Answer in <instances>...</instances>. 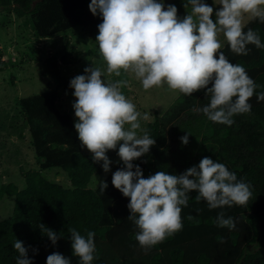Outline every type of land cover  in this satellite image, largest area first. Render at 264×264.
<instances>
[{"label":"trees","instance_id":"16d2710c","mask_svg":"<svg viewBox=\"0 0 264 264\" xmlns=\"http://www.w3.org/2000/svg\"><path fill=\"white\" fill-rule=\"evenodd\" d=\"M0 9L20 18L36 42L87 23L84 0H0ZM249 28L264 43V23L250 19L244 30ZM248 49L247 55H237L226 43L220 51L231 63L245 68L260 86L255 90L258 94L264 92V48L248 45ZM73 61L69 54L62 59L64 64ZM44 75L52 78L56 87L20 99L17 111L8 118L10 134L20 138L29 134L40 170L23 174L22 189L12 183L0 185V200L5 196L14 200L12 215L0 220V264H16V239L29 249L33 264H46L47 256L54 252L79 264L72 252L69 228L85 237L89 231L95 233L92 264H264V101L258 102L256 94L249 100L251 111L235 115L231 126L192 111L209 103L201 90L192 96L180 93L143 127L156 141L146 155L133 161L144 178L157 171L182 174L207 154L235 173L238 181L250 185L252 193L245 205L210 209L206 201L195 200L197 192H191L188 205L181 206L182 229L145 253L135 239L139 229L127 218L129 198L111 183L112 174L124 167L122 162L100 181L108 184L104 192L100 182L89 187L101 166L83 152L74 128L76 117L62 111L58 103L59 90L68 85L56 59L46 60ZM186 134L189 143L184 145L180 138ZM191 152H195L193 157L188 156ZM51 169L62 172L69 187L41 173ZM221 212L225 218H233L234 229L217 226ZM41 224L60 236L55 245ZM32 249L38 252L34 254Z\"/></svg>","mask_w":264,"mask_h":264},{"label":"clouds","instance_id":"9594fccd","mask_svg":"<svg viewBox=\"0 0 264 264\" xmlns=\"http://www.w3.org/2000/svg\"><path fill=\"white\" fill-rule=\"evenodd\" d=\"M218 5L214 11L204 0H187L184 7L191 11L179 18L175 5L165 8L163 0H91L89 10L102 17L95 41L107 72L117 77L122 70L131 72L144 90L167 85L186 96L204 90L209 103L192 111L231 126L235 115L251 111L249 100L260 86L242 65L231 63L220 51L223 45L219 37L223 35L237 55H247L248 45L264 48L256 31L244 30L245 16L264 23V0H219ZM84 72L69 84L75 97V131L93 162H103L106 173L112 163L106 153L118 148L124 167L112 174L111 183L129 198L127 218L139 229L135 239L145 253L182 229L181 206L188 205L193 191L198 193L195 200L206 201L210 209L248 202L252 195L250 185L238 181L223 163L209 157L179 175L157 171L144 178L142 169L133 161L146 155L156 143L147 130L141 129L139 120H147V114L141 117L122 93L126 80L106 83L101 70L93 66ZM256 96L258 102L264 101V92ZM138 130L142 135H138ZM188 134L180 138L184 145L189 143ZM107 187V182H100L102 192ZM216 224L230 230L236 226L233 218H225L223 212L218 214ZM41 229L55 245L60 236L43 224ZM68 231L79 264H92L95 233L89 231L85 237L75 228ZM13 247L19 254L16 264H33L23 242L16 239ZM46 264L71 262L54 252L47 256Z\"/></svg>","mask_w":264,"mask_h":264},{"label":"rangeland","instance_id":"374dc122","mask_svg":"<svg viewBox=\"0 0 264 264\" xmlns=\"http://www.w3.org/2000/svg\"><path fill=\"white\" fill-rule=\"evenodd\" d=\"M90 2L91 0H84L87 12L86 24L38 42L33 38L30 29L22 24L20 18L12 12L0 9V185L12 183L22 189L25 185L23 174L40 170L38 159L30 145L29 134L25 132L22 138L10 134L8 118L17 111V102L20 99L56 87L53 79L44 75L47 59H56L59 73L67 81L66 90H59L58 103L62 111L72 116H75L72 107L75 97L72 94L74 90L69 84L77 75L86 74L84 72L86 67L99 68L106 83L127 81V85L121 88L122 93L135 105L141 117L145 114L148 116L147 120L142 118L139 120L141 129L146 124L152 123L155 114H162L180 95V92L170 90L167 85L144 90L140 80L131 72L122 70L119 77L107 72V65L99 55L98 43L95 41L102 17L91 13ZM186 2L187 0H163L165 8L169 4L175 5L179 18H183L191 11L190 7L185 9ZM204 2L212 6L214 11L220 7L219 0H216L217 5L213 0H204ZM212 18L215 19V16L213 15ZM250 19L245 16L244 23L246 24ZM219 39L223 46L227 43L223 35ZM65 54H69L74 61L70 64L62 63ZM138 135H141L139 130ZM197 147L196 151L202 153ZM82 148L85 154L91 155L86 147ZM117 151L118 148L106 153L112 161L110 171L119 162ZM194 153L191 152L188 156L193 157ZM203 156L209 157L207 154ZM102 163L99 162L101 172L92 178L90 188L96 187L110 172L106 173L103 170ZM41 173L47 179L69 187L66 176L59 170L51 169ZM13 206V197L5 196L0 200V220L12 215Z\"/></svg>","mask_w":264,"mask_h":264},{"label":"crops","instance_id":"0c3cea01","mask_svg":"<svg viewBox=\"0 0 264 264\" xmlns=\"http://www.w3.org/2000/svg\"><path fill=\"white\" fill-rule=\"evenodd\" d=\"M244 25H245V23H244Z\"/></svg>","mask_w":264,"mask_h":264}]
</instances>
